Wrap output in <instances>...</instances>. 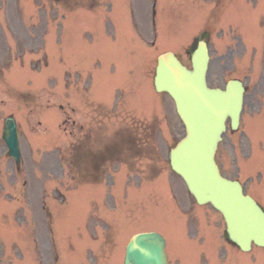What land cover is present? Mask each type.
Wrapping results in <instances>:
<instances>
[{
	"label": "rangeland",
	"instance_id": "1",
	"mask_svg": "<svg viewBox=\"0 0 264 264\" xmlns=\"http://www.w3.org/2000/svg\"><path fill=\"white\" fill-rule=\"evenodd\" d=\"M32 1L19 0L18 12L8 1L6 7L0 6V157L7 159L1 129L9 115L17 122L19 143L23 149L21 170L17 175L11 173L15 170L14 163L5 161L7 166L4 165L3 169L0 158V208L9 214L6 215L4 211L0 213V243L12 256V264L38 262L28 239L34 228L29 233L25 227L16 225L10 215L12 212L9 213L15 210L16 205L5 204L12 198L6 197L7 191L12 192L17 200L19 197L27 200V215L31 220L35 202L56 197L53 189L58 186H63L64 190L70 186L72 188L67 192L65 209L57 210L59 227L55 228L62 237L59 240L60 255L67 261L69 257L75 260L81 256L80 251L70 254V247L78 242L81 250L83 237L89 235L84 224L90 217L93 221L105 218L108 223L115 222L116 228L113 241H108L110 244L107 248V238L98 239L96 246H90L89 264H121V254H117L116 222L119 218L121 232L118 233L123 235L129 230L124 226V218L131 217L136 219L138 225L160 232L172 243L168 256L181 250L182 264H209L220 258V264H264L262 249L254 248L251 253L239 252L235 254L238 263L234 259L230 263L228 258L231 255H225L229 249L219 242V238L215 236L216 245L198 238L196 227L199 222H203L206 227L209 225L213 236L217 234L219 237H222L224 225L213 210L197 206L182 181L170 171L167 153L169 147L183 135V128L172 102L166 95L154 91L151 79L155 56L159 52L172 51L181 57L184 64L189 62L188 49L198 37L200 27L209 20L213 0H156L160 9L158 22L167 19L169 32L162 36L161 26L153 31L155 37L150 34L152 28L146 22L145 8L149 10V0H105L107 2L94 12L83 9L80 12L72 11L77 6L73 0L63 5L49 0ZM130 1L135 10L131 16L133 26L141 38H146L147 45L154 41V49L132 37ZM78 5L88 6L84 3ZM63 8H67L69 14L60 10ZM138 13L145 14L141 20H138L139 16L137 18ZM230 18V14L224 16L225 21ZM206 27L210 29L211 23L208 22ZM220 28H217L216 35L213 32L210 39L212 48L217 46L219 39L216 36L221 35ZM118 92L121 97L117 100ZM20 97L25 100L21 101ZM116 100L117 114L130 116L124 119L123 124L125 120L130 124L137 117L148 121V124L155 121L157 127H154L152 148L144 153L155 158L152 164L157 165L162 175L152 179L153 172L145 171L141 175L111 161L102 183L76 186L70 181L65 159L71 143L67 131L78 136L80 124L75 122H88L90 111L101 119V115L92 107L100 106L105 113L114 107ZM66 106H70L74 113L71 114ZM248 113L245 111L242 135L232 139V143L226 140V146H221L222 151L218 154V162L224 175L234 177L236 174L264 208V179L260 180L257 174L264 175V109L258 113V119L253 116L247 118L250 115ZM98 123L96 118L92 120V132L100 129L104 133L102 128H98ZM106 127L109 128V125ZM132 129L130 135L136 140V137L141 136L139 128ZM87 131L86 127L83 128L81 135L86 137ZM99 135L101 137L102 133ZM115 136L117 139L112 138L109 142L112 154L122 143L119 141L121 134ZM241 137L248 140L249 144L244 145V141L238 143ZM92 142V148H102L99 141ZM145 162L136 160L141 169L145 168ZM9 184L12 189H9ZM61 204L57 202L58 207ZM17 214L21 215L19 210ZM14 218L22 221L16 214ZM181 218H185V224L174 221L181 222ZM75 224H82V227L77 228L76 235L69 233ZM39 225H36L37 228ZM204 229L202 226L201 233ZM110 235L109 231L107 237ZM206 236L202 234V237ZM177 240L184 242L177 244ZM12 243L17 245L14 250ZM200 246L209 252L211 260L206 258V252L201 262L200 259L195 260V249L198 250ZM44 257H47V252Z\"/></svg>",
	"mask_w": 264,
	"mask_h": 264
},
{
	"label": "water",
	"instance_id": "2",
	"mask_svg": "<svg viewBox=\"0 0 264 264\" xmlns=\"http://www.w3.org/2000/svg\"><path fill=\"white\" fill-rule=\"evenodd\" d=\"M207 61V49L202 42L191 56V71L172 53L157 60L155 89L169 94L185 128L184 138L170 151V165L198 204L210 203L222 214L232 243L242 251H248L252 242L264 247V212L243 195L238 182L219 175L213 160L226 118H230L232 129L237 127L242 92L239 86H228L225 92L207 88ZM3 140L9 154L18 161L12 118L6 120ZM163 247L164 242L155 234L137 235L126 248L124 264H166Z\"/></svg>",
	"mask_w": 264,
	"mask_h": 264
},
{
	"label": "flooded vegetation",
	"instance_id": "3",
	"mask_svg": "<svg viewBox=\"0 0 264 264\" xmlns=\"http://www.w3.org/2000/svg\"><path fill=\"white\" fill-rule=\"evenodd\" d=\"M225 0L218 1L221 5ZM152 15H155L154 7H152ZM235 12H239L235 8ZM239 16V14H238ZM264 11L253 16L254 31L257 32V40L253 42L250 40L248 34L243 33L242 37H238L242 42V52L232 50L227 47V43L220 47L224 50L223 53L212 57L211 60V75L209 74V82L211 86L224 87L225 83L231 79L240 80L245 87V106L252 110H259L262 108L264 99ZM152 22L154 20L152 19ZM242 26V24H241ZM240 26L235 25V32L239 31ZM214 66V67H213ZM215 77V78H210ZM218 80L221 84H218Z\"/></svg>",
	"mask_w": 264,
	"mask_h": 264
}]
</instances>
